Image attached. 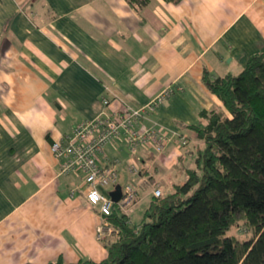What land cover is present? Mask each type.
I'll return each mask as SVG.
<instances>
[{"label":"crops","instance_id":"0c3cea01","mask_svg":"<svg viewBox=\"0 0 264 264\" xmlns=\"http://www.w3.org/2000/svg\"><path fill=\"white\" fill-rule=\"evenodd\" d=\"M262 52L264 0H149L142 8L127 0H0V264L98 263L107 255L82 175L59 173L53 141L170 90L139 124L166 134L162 152L140 147L132 155L120 139L96 156L117 171L103 192L136 190L127 218L138 225L154 188L165 196L186 181L203 143L193 130L203 125L200 113L223 108L204 75H238Z\"/></svg>","mask_w":264,"mask_h":264},{"label":"trees","instance_id":"16d2710c","mask_svg":"<svg viewBox=\"0 0 264 264\" xmlns=\"http://www.w3.org/2000/svg\"><path fill=\"white\" fill-rule=\"evenodd\" d=\"M203 79L223 108L200 113L193 130L203 143L186 181L154 197L138 225L113 208L105 259L73 264H264V52L238 75Z\"/></svg>","mask_w":264,"mask_h":264},{"label":"built area","instance_id":"2783aa9c","mask_svg":"<svg viewBox=\"0 0 264 264\" xmlns=\"http://www.w3.org/2000/svg\"><path fill=\"white\" fill-rule=\"evenodd\" d=\"M170 93V90H165L142 107L132 108L125 105L119 112H102L90 120L76 124L70 134L50 145L53 157L58 161L60 174L82 175L87 203L97 208L101 218L96 227L98 240H104L114 232L108 218L115 206L121 214L127 216L134 205L136 190L131 184H126L121 189L119 200L114 202L102 189L116 184V168L111 164H98L96 156L102 152L105 145L120 139L124 140L128 152L132 155L136 154L140 147H151L157 153L162 152L168 140L166 134L154 125L146 127L139 124L145 114L153 111ZM102 103L107 106L108 100L102 99ZM176 139V144L180 147L188 142L182 135ZM130 172H137L134 163L130 166ZM152 195L156 198L162 196L159 188H154ZM92 196H95V201L91 199Z\"/></svg>","mask_w":264,"mask_h":264},{"label":"rangeland","instance_id":"374dc122","mask_svg":"<svg viewBox=\"0 0 264 264\" xmlns=\"http://www.w3.org/2000/svg\"><path fill=\"white\" fill-rule=\"evenodd\" d=\"M132 219H133V221L135 222V223H137V222H139L140 221V218H139V216H138V213H137V215H133L132 216ZM112 226V225H111ZM233 232H232V234L234 235V236H236V238L238 239V240H243V239H245V238H247V232H242L241 230H237V229H235V230H232ZM107 238V237H106ZM113 238V237H112Z\"/></svg>","mask_w":264,"mask_h":264},{"label":"water","instance_id":"95a60500","mask_svg":"<svg viewBox=\"0 0 264 264\" xmlns=\"http://www.w3.org/2000/svg\"><path fill=\"white\" fill-rule=\"evenodd\" d=\"M109 196L114 202H117L121 196V188L120 186H116L115 190L109 193Z\"/></svg>","mask_w":264,"mask_h":264},{"label":"clouds","instance_id":"9594fccd","mask_svg":"<svg viewBox=\"0 0 264 264\" xmlns=\"http://www.w3.org/2000/svg\"><path fill=\"white\" fill-rule=\"evenodd\" d=\"M91 199H92L93 201H95V196H92Z\"/></svg>","mask_w":264,"mask_h":264}]
</instances>
